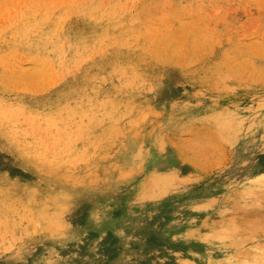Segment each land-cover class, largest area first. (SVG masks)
<instances>
[{"label": "rangeland", "instance_id": "374dc122", "mask_svg": "<svg viewBox=\"0 0 264 264\" xmlns=\"http://www.w3.org/2000/svg\"><path fill=\"white\" fill-rule=\"evenodd\" d=\"M0 264H264V0H0Z\"/></svg>", "mask_w": 264, "mask_h": 264}]
</instances>
